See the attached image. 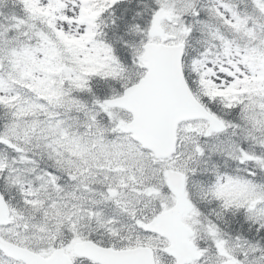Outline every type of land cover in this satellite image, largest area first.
Here are the masks:
<instances>
[{
  "label": "snow or ice",
  "instance_id": "obj_1",
  "mask_svg": "<svg viewBox=\"0 0 264 264\" xmlns=\"http://www.w3.org/2000/svg\"><path fill=\"white\" fill-rule=\"evenodd\" d=\"M0 264H264V0H0Z\"/></svg>",
  "mask_w": 264,
  "mask_h": 264
}]
</instances>
